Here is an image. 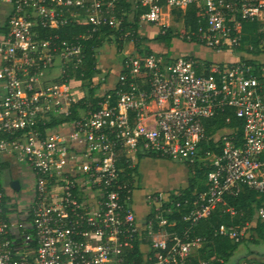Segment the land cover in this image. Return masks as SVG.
I'll list each match as a JSON object with an SVG mask.
<instances>
[{"label": "built area", "instance_id": "built-area-1", "mask_svg": "<svg viewBox=\"0 0 264 264\" xmlns=\"http://www.w3.org/2000/svg\"><path fill=\"white\" fill-rule=\"evenodd\" d=\"M117 2L0 0V264H192L211 242L194 226L216 211L234 214L228 198L249 191L264 221V0H130L158 34L171 28L173 42L223 58L135 51L97 106L64 120L84 97L74 94L82 40L101 25L119 28ZM165 8L200 18L172 28ZM69 21L90 28L69 41L53 31ZM139 156L197 166L202 189L146 193L139 220ZM8 163L34 177L20 209L3 184ZM245 227L219 223L213 234L239 242Z\"/></svg>", "mask_w": 264, "mask_h": 264}, {"label": "rangeland", "instance_id": "rangeland-1", "mask_svg": "<svg viewBox=\"0 0 264 264\" xmlns=\"http://www.w3.org/2000/svg\"><path fill=\"white\" fill-rule=\"evenodd\" d=\"M133 4V3H132ZM133 10L135 8L132 5ZM170 17L167 14L163 15V20L168 21ZM140 33L142 36L147 35L150 31L145 26V22H140ZM178 24H172V28ZM104 46L102 52L96 51L100 56V64L102 69L100 72L93 74V84L97 85L96 93L103 95L112 88H114L120 79V72L124 69L125 55L135 54V51L140 53L147 52L146 49L152 50L157 53H167L169 56H179L185 54H193L195 56L204 57L207 59H218L223 55L215 54L208 48L189 42L176 41L172 39L161 40L154 39L150 42H140V51L136 50L131 42L124 43L123 49L118 50L117 43L114 36L105 38L103 42ZM102 54V55H101ZM228 56V55H226ZM259 59H264V55H260ZM119 78V79H118ZM82 91V94L76 95V92ZM74 90L75 98L86 96L88 93V87L86 82L83 81L78 90ZM155 163V165H153ZM139 171L142 173L141 178L143 181L134 189L133 204L137 210L138 215L143 216V193L151 192H166L168 190L177 189L183 187L186 183L185 165L168 159L160 157H143L138 165ZM20 171V172H19ZM5 180L21 179L22 189L18 194L10 193L12 199L16 202L15 209L23 208L25 204L30 203L34 195V177L31 170L26 165H19L11 163L5 167L4 172ZM22 214L20 213V216ZM137 215V214H136ZM256 240V241H255ZM252 241V242H251ZM198 256L204 257V261L212 262L214 257L207 256V251L204 254L201 252ZM264 255V240L258 238V234L247 226L245 229V236L243 241L238 245V248L232 253L230 259L226 264H251L262 261ZM221 260V259H220ZM222 261V260H221Z\"/></svg>", "mask_w": 264, "mask_h": 264}, {"label": "trees", "instance_id": "trees-1", "mask_svg": "<svg viewBox=\"0 0 264 264\" xmlns=\"http://www.w3.org/2000/svg\"><path fill=\"white\" fill-rule=\"evenodd\" d=\"M132 5L133 4L132 2H130V0H118L115 5V11L116 15L118 17H121V24L119 28L115 29L111 28L108 25H101L98 30L91 31V35L87 36L82 40L84 64L80 70H77L75 72L74 78L86 82V85L88 87V93L83 98L72 102L70 107L71 113L70 115L66 116L64 120H74L77 117V107H82L85 109L93 106L95 107L97 106V102L99 100H102V97L96 95L95 90L97 85L93 84L92 78L93 74L97 71L95 57L96 48L102 45L106 37H109L110 35L114 36L119 51L123 49L125 42H133L135 49L140 51V42L142 41L150 42L154 39H171L170 28L167 30V33L165 35L158 34L157 30L153 28V32L150 31L149 33H147V35L142 36L140 33L139 24V14L142 10L138 6L135 7V5H133V7L135 8V10H133ZM181 12L185 24L191 25L193 28H195L200 18L199 14L193 9H186L185 11H179L177 13L179 14ZM89 28L90 25L88 24L69 21L66 25L61 26L53 31L56 32L61 38L71 41L74 40L78 35L87 33V30ZM148 29L152 30L150 26H148ZM2 30H4V27L0 26V31ZM146 51L149 52V48H147ZM124 71L125 70L120 73V76L124 73ZM88 103H91L90 107L88 106ZM206 121L207 120H205V122ZM186 166L189 168V171L195 169L196 173H200V170H198L197 166L190 164H186ZM128 171H130V169L125 166V173H127ZM122 177H124V175ZM192 181L193 178H189V187L185 192L186 194H189L194 188L195 184L192 183ZM200 189H202V187ZM259 203L260 199L256 198L254 192H243L239 194L236 198H228V204L233 206L236 210L234 214L224 213L220 216V213L216 211L212 213L209 218L199 220V222L194 226L195 233L207 235L211 239V242L207 246L208 249L206 250L205 248H203L200 252L204 254L206 250L207 256L214 257L212 262L207 261L205 262V264H226V262L229 261L232 253L238 248V245L243 241L242 239L239 242H233L227 236L218 234L214 235V228L218 226L219 223H232L233 225H237L239 229L245 227L247 223H251L254 220L255 211ZM178 223L180 227L185 225L180 220H178ZM250 229L254 230L258 234V238L264 240V221H260L257 219L256 224L250 226ZM135 251L136 248H134L133 251L134 256ZM135 257L137 260H139V256L136 255ZM196 264L202 263L196 261ZM255 264H264V259Z\"/></svg>", "mask_w": 264, "mask_h": 264}, {"label": "crops", "instance_id": "crops-1", "mask_svg": "<svg viewBox=\"0 0 264 264\" xmlns=\"http://www.w3.org/2000/svg\"><path fill=\"white\" fill-rule=\"evenodd\" d=\"M177 12H179V11H169L167 8H165L164 9V11H163V13H162V18H163V15L164 14H167L169 17H170V19H168V21L167 22H165L164 20H163V22L164 23H166V24H178V21H179V19L178 18H183V16H182V12L181 13H177ZM174 18H175V20H174ZM147 24V23H146ZM148 26H150L151 27V25H149V24H147V26H145L146 28H148ZM151 28H153V27H151ZM171 29V28H170ZM104 43H102V45L100 46V47H98V48H96V51H100V52H102V50L101 49H103V45ZM102 55V54H101ZM95 57H96V68H97V71L96 72H100V70L102 69V67H101V64L99 63L100 62V56L97 54V52L95 53ZM223 57L222 56H220L218 59H212V60H220V59H222ZM95 72V73H96ZM94 73V74H95ZM121 73V72H120ZM119 79V78H118ZM95 92H96V90H95ZM80 94H82V91L80 90V91H78V95H80ZM96 94H98V93H96ZM143 157H154V156H139V158H138V160H137V163H136V167H135V176H136V186L137 185H139L142 181H143V178H141V172L139 171V169H138V165H139V162H140V160L143 158ZM166 159V158H165ZM168 161H172V160H169L168 159ZM173 162H176V161H173ZM177 163H180V162H177ZM181 164H184L185 165V173H186V183H185V185L183 186V187H180V188H177V189H173V190H168V191H166V192H174V191H178V192H183V193H185L186 192V190L188 189V187H189V178H193V181H192V183H194L195 185H194V188L197 186V187H199V188H201L202 186H203V184H202V181H203V177H202V175L198 172V173H196V171H195V169L194 170H191V171H189V168L186 166V163H181ZM153 165H155V163L153 164ZM19 166V165H18ZM20 172V171H19ZM136 186H135V188H136ZM193 188V189H194ZM156 192V191H155ZM166 192H164V193H166ZM145 194H146V192H144L143 193V202H142V205L144 206V208H143V216H140V215H138V213H139V210H137V208L135 207V204H133V208H134V212H135V214H137L136 215V217L139 219V220H142V219H145L146 218V215H147V213H148V207L146 206V204H145V202H144V196H145ZM134 197H135V195H134ZM140 214V213H139ZM253 223H251V226H253L254 224H256V218H254V220L252 221ZM245 228H247V226L245 227ZM252 242V241H251ZM206 250L208 249V247H204ZM203 249V248H202ZM202 249H199L197 252H195L194 254H193V258H192V264H196V261L197 262H199V263H201L202 261H204V258L203 257H201V255H197L198 253H200V251L202 250ZM205 250V251H206ZM263 258H264V255H263ZM196 260V261H195ZM195 261V262H194Z\"/></svg>", "mask_w": 264, "mask_h": 264}, {"label": "flooded vegetation", "instance_id": "flooded-vegetation-1", "mask_svg": "<svg viewBox=\"0 0 264 264\" xmlns=\"http://www.w3.org/2000/svg\"><path fill=\"white\" fill-rule=\"evenodd\" d=\"M22 179H23V178H21V179H13V180H18V181H19V184H20L19 189H18V190H15V189H13V187L11 186V183H12L13 180H8V181H6V180H5V177L3 176V184H4V187H5V190L8 191V192H12V193H14V194H18V192L21 191V189H22V184H21V180H22Z\"/></svg>", "mask_w": 264, "mask_h": 264}, {"label": "water", "instance_id": "water-1", "mask_svg": "<svg viewBox=\"0 0 264 264\" xmlns=\"http://www.w3.org/2000/svg\"><path fill=\"white\" fill-rule=\"evenodd\" d=\"M11 186L13 187V189L18 190L20 187L19 181L18 180H13L11 183Z\"/></svg>", "mask_w": 264, "mask_h": 264}]
</instances>
